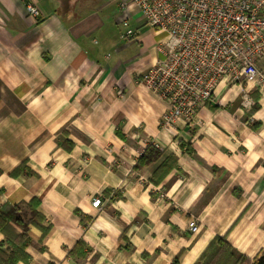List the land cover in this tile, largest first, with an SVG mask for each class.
<instances>
[{
    "label": "crops",
    "instance_id": "crops-1",
    "mask_svg": "<svg viewBox=\"0 0 264 264\" xmlns=\"http://www.w3.org/2000/svg\"><path fill=\"white\" fill-rule=\"evenodd\" d=\"M129 1L0 0V210L21 206L27 221L36 202L48 228L29 225L17 264H195L217 236L255 260L264 95L245 107L246 85L222 83L195 125L164 127L167 104L142 74L166 35L127 38ZM149 147L161 157L137 166Z\"/></svg>",
    "mask_w": 264,
    "mask_h": 264
},
{
    "label": "built area",
    "instance_id": "built-area-1",
    "mask_svg": "<svg viewBox=\"0 0 264 264\" xmlns=\"http://www.w3.org/2000/svg\"><path fill=\"white\" fill-rule=\"evenodd\" d=\"M125 6L139 21L134 29L128 18L121 21L127 38L141 37L146 28L166 35L160 60L142 74L144 85L167 104L164 127L195 125L222 83L246 85L245 107L253 104L252 90L264 95V0H131ZM27 11L42 16L34 3ZM188 227L200 230L197 219Z\"/></svg>",
    "mask_w": 264,
    "mask_h": 264
},
{
    "label": "trees",
    "instance_id": "trees-1",
    "mask_svg": "<svg viewBox=\"0 0 264 264\" xmlns=\"http://www.w3.org/2000/svg\"><path fill=\"white\" fill-rule=\"evenodd\" d=\"M160 157L161 151L149 147L139 160L137 166L149 164L158 160ZM168 163L177 167V161L174 157L166 160L163 166L168 165ZM25 168L26 164H23L12 172V175L19 176ZM168 171L166 170L165 172ZM36 207V202L29 204L30 218L27 221L24 220L27 215L22 212L21 206L6 207L0 210V231L5 235V242L0 243V264H17L21 260H27L25 249L30 243V237L28 235L30 224L41 227L43 229V235L48 232V228H44L41 225L40 221L42 218L36 210ZM15 226L21 229V232H17ZM80 246L82 247L83 243H79ZM75 251L76 247L70 254L74 255ZM173 264H177V262ZM195 264H264V253L255 260H250L236 250L225 237L217 236L212 240Z\"/></svg>",
    "mask_w": 264,
    "mask_h": 264
}]
</instances>
